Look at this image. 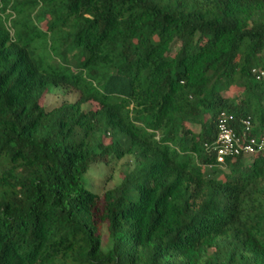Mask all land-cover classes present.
I'll return each instance as SVG.
<instances>
[{"label":"trees","instance_id":"obj_1","mask_svg":"<svg viewBox=\"0 0 264 264\" xmlns=\"http://www.w3.org/2000/svg\"><path fill=\"white\" fill-rule=\"evenodd\" d=\"M222 112L264 135V0H0V264H264V153L217 163Z\"/></svg>","mask_w":264,"mask_h":264},{"label":"rangeland","instance_id":"obj_2","mask_svg":"<svg viewBox=\"0 0 264 264\" xmlns=\"http://www.w3.org/2000/svg\"><path fill=\"white\" fill-rule=\"evenodd\" d=\"M176 49L177 47L173 50V53ZM78 97V93L70 87L51 86L48 89V93L42 98L41 105L46 109H52L54 107H58L62 103H73L78 99ZM81 109L83 111L96 110L97 105L95 103L93 104V102H88L83 104ZM192 129L197 130L195 127H192ZM105 142L109 143V140H106ZM113 162L114 161L112 160L109 166L103 164L95 166L92 165L90 172L83 178L84 183L90 191L101 195L103 192L119 185L122 177L127 173V171H133L135 168L134 159L130 156H126L116 162L114 169L111 168V166H113ZM101 230L103 236H105L104 226H102Z\"/></svg>","mask_w":264,"mask_h":264},{"label":"built area","instance_id":"obj_3","mask_svg":"<svg viewBox=\"0 0 264 264\" xmlns=\"http://www.w3.org/2000/svg\"><path fill=\"white\" fill-rule=\"evenodd\" d=\"M253 74L257 72L252 71ZM259 79L263 73L256 74ZM231 117L226 116L223 112L220 115L217 126V135L212 146L215 152V160L219 164H223L225 159L229 156L240 155H255L264 153V135L254 138L249 136L251 129V120L246 118L240 121L243 127L241 134H236Z\"/></svg>","mask_w":264,"mask_h":264}]
</instances>
